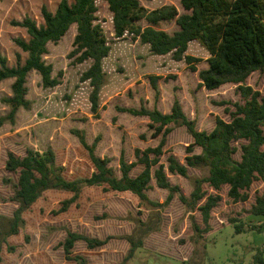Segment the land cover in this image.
Returning <instances> with one entry per match:
<instances>
[{
	"label": "rangeland",
	"instance_id": "obj_1",
	"mask_svg": "<svg viewBox=\"0 0 264 264\" xmlns=\"http://www.w3.org/2000/svg\"><path fill=\"white\" fill-rule=\"evenodd\" d=\"M138 1L147 11L173 5L179 14L184 13L179 0ZM58 2L0 0V55L6 58L7 66H16L17 56L21 64L26 58L15 40L27 41L29 37L15 23L29 17L40 25L41 7L45 5L53 12ZM95 3L97 23L111 48L102 63L106 81L99 92L97 114L91 111L89 82L80 80L92 61L77 63L79 54H72L76 25L58 43H49L48 52L43 55L44 62L52 65V76L62 74L58 86L45 88L40 75L29 72L25 83L29 106L20 107L10 117L11 107L6 99L12 96L14 79L0 82V239L9 231L19 207L14 200L18 173L6 169L7 153L22 158L27 150L42 153L51 149L66 180L89 178L95 169L88 150L80 142L83 136L89 146H94L95 155L106 158L116 177H120L121 157L128 163L136 162L137 149L154 148L161 140V135L153 136L147 117L132 115L125 109L156 108L168 114L177 99L196 129L210 132L216 118L229 121L227 109L232 111L234 103H243L236 84L227 83L211 91L199 86L198 71L207 68L208 53L197 41H191L186 51L201 59L195 63L197 71L193 72L184 61H174L171 54H152L147 44L133 41L131 34L116 38L107 3L105 0ZM136 25L143 27L147 22L139 20ZM159 28L172 34L178 26L175 20H170L160 22ZM151 77H157V89ZM243 84L264 96V72H253ZM169 126L172 130L166 137L160 162L169 182L188 197L193 180L206 176L207 171L189 168L185 178L167 170L169 156L185 163L186 148L193 142L184 126ZM233 144L239 148L240 143ZM199 152V148L194 149V153ZM233 158L240 160L239 150ZM142 168L136 165L130 175L136 176ZM203 190L207 195H220L221 201L211 211V230L201 236L193 232L191 223L194 219L203 227L199 211L189 212L178 194L165 204L168 191L157 187L154 178L146 195L159 207L141 204L129 192L108 191L102 186L84 188L79 198L61 211L62 202L72 194L47 190L21 214L17 233L1 243L0 264H80L66 258L63 244L69 233L101 240L109 238L107 244L92 250L79 240L71 249V257L80 256L87 264H120L129 249L124 237L134 232L139 236L144 230L148 233L143 237L142 247L135 250L126 264H258L255 255L259 249L264 257V216L253 215L251 206L264 191V181L252 184L245 202L229 198L227 186L215 191L204 185ZM140 220L146 225L142 227Z\"/></svg>",
	"mask_w": 264,
	"mask_h": 264
},
{
	"label": "trees",
	"instance_id": "obj_2",
	"mask_svg": "<svg viewBox=\"0 0 264 264\" xmlns=\"http://www.w3.org/2000/svg\"><path fill=\"white\" fill-rule=\"evenodd\" d=\"M151 1V0H150ZM112 13V24L116 38L125 33L131 34L132 40L147 44L152 54L164 56L171 54L174 61H184L188 68L197 71L195 63L201 59L186 54L188 44L197 41L208 53L207 68L198 71L199 86L211 91L224 84L238 85V92L243 103H234L233 110L227 109L230 120L216 118L214 128L210 132L198 131L195 122L184 114L177 99L173 101L171 111L163 114L156 108L149 110L125 109L135 116H145L150 120L153 136L161 135L158 146L136 150V162L128 163L123 157L119 159L121 176L116 177L108 166L106 158L94 153V146H89L83 136L81 144L88 150L94 166L89 178L66 180L62 168L55 164V155L51 149L42 153L27 150L24 157L19 158L11 152L7 153L5 167L9 172L18 173L17 189L14 200L19 207L11 220L9 231L0 239L1 243L10 235L17 233L21 222V214L32 206L47 190H62L72 194L69 200L62 202L61 211H65L74 203L87 187H105L108 191L129 192L139 199V203L150 207H159L146 195L151 179L157 187L167 190L165 204L176 194L189 212L199 211L203 227L193 219L192 230L201 236L211 230V211L221 201L220 195H207L203 186L207 185L215 191L223 186L228 187L227 196L234 202H245L249 199V189L255 181H264V96L243 83L253 72H264V0H179L184 13L179 14L173 5L147 11L138 0H105ZM97 6L95 0H59L55 10L51 12L45 5L41 7L43 23L38 25L29 17L15 25L26 30L28 40L16 39L17 46L26 53L24 63L17 56L16 66H7V60L0 55V82L14 79L12 96L6 99L10 105V117L20 108H27L25 99L27 89L26 77L35 71L41 77L42 86L52 88L60 84L61 73L52 76V65L46 64L43 55L47 54L49 43H58L72 25H76L73 41V55L79 54L77 63L91 60L89 68L81 75V81H88L91 87L89 100L91 111L97 114L99 108V92L105 84L103 60L108 57L110 46L97 23ZM139 20L147 22L146 26L136 25ZM175 20L178 29L169 34L159 28L162 21ZM157 77H151L155 89ZM173 126H184L193 142L186 148L185 163H180L173 156L167 158V170L188 178V169H204L207 175L193 180V189L185 197L177 185H172L160 162L162 148L167 135ZM238 142L239 148L233 143ZM199 148L198 154L194 149ZM240 151V160L233 155ZM136 165L143 168L132 177L131 170ZM154 168V169H153ZM255 216H264V191L255 197L251 206ZM142 227L146 222L139 221ZM145 228V227H144ZM239 232V226L235 227ZM143 230V229H142ZM137 236L135 232L124 239L129 249L120 264H126L137 248L142 247L143 237L148 231ZM82 240L88 249L99 248L108 243L109 238L94 239L76 233H69L63 244L66 258L80 264H87L80 256L71 257V249L75 242ZM258 264H264L262 251L255 255Z\"/></svg>",
	"mask_w": 264,
	"mask_h": 264
}]
</instances>
